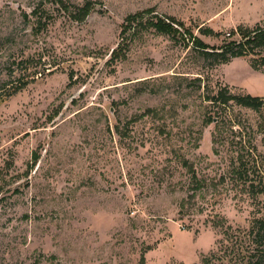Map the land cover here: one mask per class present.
Listing matches in <instances>:
<instances>
[{
  "label": "rangeland",
  "instance_id": "obj_1",
  "mask_svg": "<svg viewBox=\"0 0 264 264\" xmlns=\"http://www.w3.org/2000/svg\"><path fill=\"white\" fill-rule=\"evenodd\" d=\"M143 11L185 28L122 35ZM241 25L264 28V0H0V264H236L211 221L264 218V47L218 64L193 41Z\"/></svg>",
  "mask_w": 264,
  "mask_h": 264
},
{
  "label": "trees",
  "instance_id": "obj_2",
  "mask_svg": "<svg viewBox=\"0 0 264 264\" xmlns=\"http://www.w3.org/2000/svg\"><path fill=\"white\" fill-rule=\"evenodd\" d=\"M63 5L64 2H61ZM93 8V4L90 2H87L83 7L76 10V12L73 13L72 18L75 21L82 22L85 21L88 15L90 14V11ZM152 12V11H151ZM145 13H150L149 11H143L140 14H134L129 15L125 22L123 23L122 27V35H125L127 32L131 31L133 33H137L140 31L143 27L144 29L148 28H154L157 32L161 34H172V33H178L180 32V29H184L185 25L179 21H176L174 18L171 17H164L160 18L158 15H154L155 18H157V21L149 20L148 24L139 25L138 19H142V16ZM138 23L136 25L135 23ZM141 24V23H140ZM143 26V27H142ZM200 31H203L206 36H219L220 33H216L213 29L207 28V29H199ZM191 32L188 31L187 34H190ZM229 34V37L232 34H238L241 36V40L239 41H231L227 45L223 46L220 49H209V46L205 44L202 40L195 38L193 41V44L196 46L197 50H201L204 54V56L207 57H213L214 60L218 64H228L232 59L239 58L246 56L247 54H251L256 52L257 48L264 47V28L261 26H254V27H246V26H238L236 29H233ZM123 49L119 48L116 51H113L112 59L115 60V58L119 57L122 53ZM252 67L254 69H257L258 67V61H254L252 64ZM20 88L15 89L14 93L18 92ZM215 101L217 103H221L224 105H227L231 102L236 104L237 106L243 107V108H249L253 110H259L261 107H263V99L260 97L252 96L250 94L246 95H239V94H232V93H223L220 91L218 96L216 97ZM210 122H214L213 118L209 119ZM37 159V158H36ZM239 160H242V157H239ZM185 166H187V163H185ZM241 166V165H240ZM240 166H238V169L240 170ZM243 170V169H242ZM191 171V170H190ZM241 172V175L245 178L246 170ZM193 178H195L197 182V177L194 174ZM245 184H247V179ZM249 187L251 192V197H264V188L260 191L254 190V182L249 181ZM255 191V192H254ZM254 196V197H253ZM193 195L190 197L192 198ZM185 206V202L182 204V208ZM226 222L224 219H218L211 221V226L216 229H225L224 236L226 241H231L234 239H239L238 241H234L235 244H238L240 242V245L232 250V254L235 255V263L237 264H264V218L255 219L249 230L243 232L240 229L234 230L231 226H225ZM189 229V227H188ZM199 230H196L198 232ZM243 233L244 235H240ZM248 242L247 246L242 245L243 241ZM145 254L146 251H144L141 255L139 264H146L145 260ZM199 264H224V258L223 256H218L216 253H213L209 256H204Z\"/></svg>",
  "mask_w": 264,
  "mask_h": 264
}]
</instances>
